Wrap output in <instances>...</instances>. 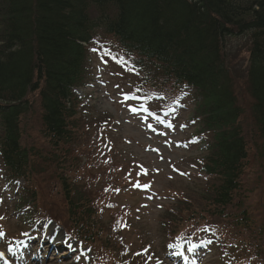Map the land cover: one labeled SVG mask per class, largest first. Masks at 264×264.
Segmentation results:
<instances>
[{
    "label": "trees",
    "instance_id": "obj_1",
    "mask_svg": "<svg viewBox=\"0 0 264 264\" xmlns=\"http://www.w3.org/2000/svg\"><path fill=\"white\" fill-rule=\"evenodd\" d=\"M100 35L134 69L135 80L124 85L131 92L159 94L166 102L183 92L190 101L192 136L204 146L193 168L206 179L190 183L192 195L186 186L173 210L165 208L159 222L165 239L201 228L218 236L229 226L241 228L252 235L248 254L264 264V226L253 219L242 177L253 151L257 178H264V0H0V173L5 182H24L18 207L60 221L93 245L103 264H115L127 251L118 231L121 224L129 230L132 220L114 199V177L93 172L97 164L87 168L73 150L80 147L86 115L72 90L90 83L89 48ZM241 40L248 43L247 61L234 71L230 47ZM239 87L249 100L251 143L240 123L246 109ZM34 103L50 151L21 142L20 120ZM38 173L57 184L62 208L37 206L32 179ZM255 207L263 216L264 201ZM115 208L104 224L103 211ZM97 241L104 242L99 249Z\"/></svg>",
    "mask_w": 264,
    "mask_h": 264
},
{
    "label": "rangeland",
    "instance_id": "obj_2",
    "mask_svg": "<svg viewBox=\"0 0 264 264\" xmlns=\"http://www.w3.org/2000/svg\"><path fill=\"white\" fill-rule=\"evenodd\" d=\"M111 43L109 38L101 35L96 38L89 48L91 73L88 81L90 83L83 87H76L72 91L78 101L79 109L86 115V118L84 116L82 119L84 122H81L82 126L79 130L82 138L80 147L74 146L73 150L87 163V168L89 164H97L98 169H92L93 172L106 173L108 171L111 173L117 192L114 199L119 207L125 205L129 209L127 214L130 213L132 225L127 230L121 224L118 231V235L123 238L124 249L127 251L120 255L116 264H173L171 259H166L162 252L161 247L165 242V235L160 230L159 222L165 208L173 210L174 204L180 198L183 199L182 195L185 193L186 186L191 189L189 194L192 195L194 186L190 185L199 181L202 183L201 181L206 179L205 175L194 171L193 168L194 158L200 156V149L203 147L199 145L197 148L195 146L197 140L190 137L192 129L188 119L191 114L188 111H172L165 120L167 124L165 126L160 124L159 119L154 120L146 115L142 107L135 105L141 99L129 98L130 88L124 86L135 80L134 71L129 64L127 65L125 56L121 52H115ZM247 50L248 43L245 40L235 42L230 47L228 64L233 66L234 71L245 67ZM237 97L239 103L246 109L240 123L242 122L247 133L245 136L247 141L251 143L249 137L251 129L253 133V128H251L252 119L249 117L247 108L249 100L241 87L237 89ZM185 104H188V100ZM31 109L33 110L22 116L20 120L21 142L24 146L32 145L41 150L50 151L47 140L41 135L37 103H34ZM91 160L93 161L89 163ZM255 162L253 151H251L242 177L244 194L247 196L248 203L252 204L256 210L253 219L258 227H262L264 226V212L260 209L259 212L263 216L259 215L255 204L258 205L264 201L262 197L264 178H257L261 172ZM84 171V169L78 170L77 175ZM72 175L70 173L71 177ZM100 180L101 177L98 178V181ZM3 181L2 173H0V201L2 202L0 205V236L5 235V238H11L15 236L20 222H18L19 218L12 213L13 208L9 206L16 194L13 192L6 194V185L2 183ZM94 182L95 180L92 184L100 187ZM32 184L40 194V200L36 202L39 208L46 204L54 207L58 205L57 208H60L63 204L57 184L45 181L42 174L34 175ZM78 184L79 186L84 185L83 182ZM196 191L197 189H195L197 194ZM57 208H55V215ZM116 210L115 208L103 211L101 217L104 224L109 222ZM217 222L229 226L227 221L218 220ZM181 224L184 225V221ZM37 226L41 229L40 232L33 234L32 238L21 241L19 244L22 245L17 246L19 244H16L17 247L13 252H10V248L2 254L0 252V264H5L4 261L8 264H32L34 261L28 253L33 245L31 243L33 239H36L37 247L34 248L32 255L35 254L36 258L41 256L37 264L86 263L90 256L89 252H86V257L82 256L77 258L78 260L56 258L52 255L49 261H45L48 247L42 248V240L54 242L60 241L61 238L65 240L66 237L59 232V226L57 227L50 221H39ZM229 227L230 229L225 232L219 230L218 233L223 239L230 238L229 242L226 241L230 245L231 250L228 253L230 256L224 254L222 244L214 245L213 239L206 233L199 234L198 237L200 239L197 246L201 244V249L196 250L195 247L190 249L183 242L176 240L171 242L169 249L166 247V252L172 251L171 257L173 260L175 258L181 260L180 264H190L187 263L188 259L194 261V264H257L252 254H248L254 247L251 246L249 249L246 244L252 235L241 228ZM234 231L238 235H235ZM14 241L11 245H14ZM95 243L98 249L99 244H104L100 241ZM110 249L108 248L105 253H108ZM15 252L20 259L16 258ZM117 253L120 254V250H117ZM94 257H96L95 253ZM94 264L103 263L96 257Z\"/></svg>",
    "mask_w": 264,
    "mask_h": 264
}]
</instances>
